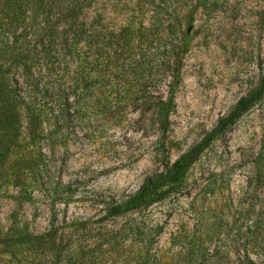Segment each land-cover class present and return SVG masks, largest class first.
I'll return each instance as SVG.
<instances>
[{
    "label": "rangeland",
    "instance_id": "rangeland-1",
    "mask_svg": "<svg viewBox=\"0 0 264 264\" xmlns=\"http://www.w3.org/2000/svg\"><path fill=\"white\" fill-rule=\"evenodd\" d=\"M156 5L168 11L162 26ZM80 20L104 40L108 71L82 74L80 59L72 65L70 111L49 120L35 146L21 110L16 140L0 158V264H207L204 254L222 241H247L264 214L253 166L264 154V95L202 151L181 189L140 209L118 207L264 77V0H91ZM145 28L162 37L154 44L161 56L178 46L170 56L180 82L163 147L151 116L123 106L118 82L123 65L152 51L138 41ZM3 77L21 90L30 81L24 70Z\"/></svg>",
    "mask_w": 264,
    "mask_h": 264
},
{
    "label": "trees",
    "instance_id": "trees-1",
    "mask_svg": "<svg viewBox=\"0 0 264 264\" xmlns=\"http://www.w3.org/2000/svg\"><path fill=\"white\" fill-rule=\"evenodd\" d=\"M90 2L91 0H0V143H5V148L0 150V158L9 154V144L13 145L16 140L17 134L14 131L21 125L23 108L26 111L25 134L28 146H35L43 139L45 125L49 120L52 119L56 124L60 115L69 113L73 88L72 79L69 78L72 73L70 68L77 65L79 59L81 65L84 64L82 74L86 70L101 73L108 71L106 62L103 63L106 59V52H103L106 50L104 40L95 38L88 26L80 20L83 9ZM154 8L155 22L162 26V20L168 11L161 5ZM18 31L21 33L15 36ZM161 38L160 34H150L148 28L140 30L138 41L145 42L152 51L148 56L138 58V61L133 59L127 62L128 65H123L122 68L125 69L118 82L124 90L121 100L123 106L132 105L142 115L151 116L158 132L157 143L163 147L170 127L169 117L174 109L180 75L179 68L172 63L170 56L178 46L172 44L171 50L161 56L158 51L160 48L154 45L162 41ZM91 57H95V60H91ZM13 70H24L30 78L22 90L3 79V76ZM91 88L93 86L90 90ZM109 89L112 92L114 85H110ZM263 95L264 77L238 100L225 117L218 120L204 138L172 164L165 165L162 171L150 173L139 190L120 204L118 213L149 206L181 189L188 169L202 151ZM253 166L256 182L262 184L264 154H257ZM257 224L258 227L255 224L256 227L251 231L247 230L250 233L247 241L226 239L211 253H205L203 261L207 264H254L250 254L264 257V214ZM239 231L241 228L237 226V232ZM33 239L38 241L40 237L35 236ZM234 253L237 254V261H231Z\"/></svg>",
    "mask_w": 264,
    "mask_h": 264
}]
</instances>
